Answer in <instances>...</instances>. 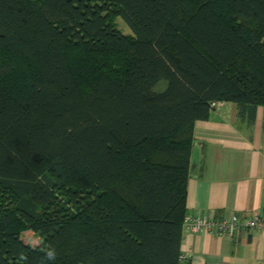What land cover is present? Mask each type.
Wrapping results in <instances>:
<instances>
[{
    "label": "trees",
    "instance_id": "obj_1",
    "mask_svg": "<svg viewBox=\"0 0 264 264\" xmlns=\"http://www.w3.org/2000/svg\"><path fill=\"white\" fill-rule=\"evenodd\" d=\"M78 1L0 0V264H179L194 123L264 108V0Z\"/></svg>",
    "mask_w": 264,
    "mask_h": 264
},
{
    "label": "crops",
    "instance_id": "obj_2",
    "mask_svg": "<svg viewBox=\"0 0 264 264\" xmlns=\"http://www.w3.org/2000/svg\"><path fill=\"white\" fill-rule=\"evenodd\" d=\"M258 211L264 212V108L248 125L234 103H217L192 129L185 216L242 220ZM180 253L189 264H264V231L182 233Z\"/></svg>",
    "mask_w": 264,
    "mask_h": 264
},
{
    "label": "built area",
    "instance_id": "obj_3",
    "mask_svg": "<svg viewBox=\"0 0 264 264\" xmlns=\"http://www.w3.org/2000/svg\"><path fill=\"white\" fill-rule=\"evenodd\" d=\"M239 230L248 232L264 231V212H255L250 217L242 220L234 214L218 219L210 213L200 217L185 216L182 225L183 233H196L207 236L227 235L233 237ZM187 260L184 255L180 254L179 264H187Z\"/></svg>",
    "mask_w": 264,
    "mask_h": 264
},
{
    "label": "rangeland",
    "instance_id": "obj_4",
    "mask_svg": "<svg viewBox=\"0 0 264 264\" xmlns=\"http://www.w3.org/2000/svg\"><path fill=\"white\" fill-rule=\"evenodd\" d=\"M71 3H69L68 5L70 6H74L75 5V14L76 12L79 14L78 16L83 19L85 18V16H88L86 18H90V12L93 10V5H87V4H83V6L87 9H85L82 4L78 1V0H70ZM76 6H78V9H76ZM77 15V14H76ZM113 25L115 26V28L122 34L125 36L128 35H132L131 31L129 30V28L124 24V22L119 18L116 17L115 19H113L112 21ZM23 240L25 243L31 244V245H37L38 241L37 238L32 235L31 233H24L23 234Z\"/></svg>",
    "mask_w": 264,
    "mask_h": 264
},
{
    "label": "clouds",
    "instance_id": "obj_5",
    "mask_svg": "<svg viewBox=\"0 0 264 264\" xmlns=\"http://www.w3.org/2000/svg\"><path fill=\"white\" fill-rule=\"evenodd\" d=\"M47 259L49 261H54L55 260V257H56V252L54 249H50L48 252H47Z\"/></svg>",
    "mask_w": 264,
    "mask_h": 264
}]
</instances>
